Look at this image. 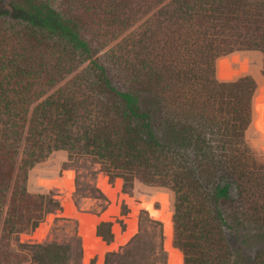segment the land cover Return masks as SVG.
<instances>
[{"label":"trees","instance_id":"1","mask_svg":"<svg viewBox=\"0 0 264 264\" xmlns=\"http://www.w3.org/2000/svg\"><path fill=\"white\" fill-rule=\"evenodd\" d=\"M248 51L263 55L255 79L230 68ZM263 114L264 0H0V264L27 263L13 237L61 209L31 178L59 151L160 193L185 264H264V182L246 143ZM119 213L98 226L108 242ZM96 249L106 264L120 254L99 237Z\"/></svg>","mask_w":264,"mask_h":264},{"label":"rangeland","instance_id":"2","mask_svg":"<svg viewBox=\"0 0 264 264\" xmlns=\"http://www.w3.org/2000/svg\"><path fill=\"white\" fill-rule=\"evenodd\" d=\"M60 1L62 0H54L55 4ZM118 41L111 43L106 50ZM239 57L230 65L232 70L247 67L248 71L242 72L241 75H251L254 79L262 74L261 52H243ZM87 65L88 62H85L77 66L76 71L49 93L65 85ZM263 121L264 114L254 116L246 131V143L256 160L253 184L258 176V180L264 182ZM53 175H60L61 178H53ZM32 177L42 179L40 183L55 192V198L60 202L61 209L48 213L40 224L41 227L39 225V228L35 230L13 237L12 246L28 256L29 261L25 264H51L44 253L33 247L22 245L37 243L61 245L71 256L69 264H106L108 252L105 255L98 252L96 249L98 237L110 248L112 247L111 251L120 252L118 256L111 259L109 264H185L183 252L174 245V221L172 225L159 212L162 209L161 199H153L160 193L148 199L139 195L144 190L143 187H138L134 193L126 191L122 178L111 181L109 176L101 170L100 164L90 159L71 160L64 151L55 152L49 159L36 165L31 171ZM124 206H127V214L123 215ZM118 208L120 213L112 215L114 220L109 221L113 223V235L111 242H108L98 234V226ZM131 209L132 220L130 224H127L126 217L129 216ZM169 209L173 213L171 204ZM116 224L121 228L119 233L114 232ZM168 249L172 251L171 256Z\"/></svg>","mask_w":264,"mask_h":264},{"label":"bare ground","instance_id":"3","mask_svg":"<svg viewBox=\"0 0 264 264\" xmlns=\"http://www.w3.org/2000/svg\"><path fill=\"white\" fill-rule=\"evenodd\" d=\"M263 127H264V121H263ZM82 214H85V213H82ZM168 250H169V253H170V256H171L172 255V251H171V249H168Z\"/></svg>","mask_w":264,"mask_h":264}]
</instances>
